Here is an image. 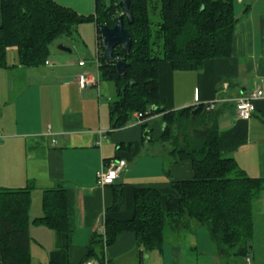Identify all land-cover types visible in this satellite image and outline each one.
Here are the masks:
<instances>
[{
    "label": "crops",
    "instance_id": "0c3cea01",
    "mask_svg": "<svg viewBox=\"0 0 264 264\" xmlns=\"http://www.w3.org/2000/svg\"><path fill=\"white\" fill-rule=\"evenodd\" d=\"M55 1L80 15L93 13V0ZM235 11L239 21L230 57L208 60L200 70L176 69L169 61L159 64L161 107L207 106L217 116L222 153L234 157L249 177L264 179V0H238ZM61 57L51 49L43 66L10 63L0 69V187L33 184L32 218L43 215L36 203L42 204L46 189L67 190L70 237L31 224L32 264H98L83 263L90 239L95 233L104 236L107 219L133 217L136 188L153 186L168 193L172 180L191 179L194 171L191 161H178L160 140L163 114L143 122L135 117L126 127L113 129L112 102L106 103L102 88L79 84L85 74L79 70L87 64L80 65L81 60L75 71H68ZM93 65L95 71L87 73L96 75L98 56ZM256 90L263 91L256 110L249 119L239 118L233 99ZM144 124L151 138H143ZM120 159L127 167L115 183L99 185L97 171ZM118 185L123 198L112 210ZM173 248L171 264H179L180 246ZM139 250L136 235L123 232L105 247L106 264H166L165 243L162 250L144 252L142 259Z\"/></svg>",
    "mask_w": 264,
    "mask_h": 264
},
{
    "label": "trees",
    "instance_id": "16d2710c",
    "mask_svg": "<svg viewBox=\"0 0 264 264\" xmlns=\"http://www.w3.org/2000/svg\"><path fill=\"white\" fill-rule=\"evenodd\" d=\"M120 1L95 0V13L85 16L55 0H1L0 69L8 66L7 51L11 47L17 48L21 66H43L57 39L73 36L82 23L94 22L100 79L112 82L117 93L109 110L112 128L126 127L136 113L142 114V121L163 114L165 128L160 140L174 146L170 153L178 161L192 163L194 177L172 180L168 193L153 186L136 188L133 217L107 219L104 236L92 235L83 263L96 260L106 264L105 247L126 231L136 235L142 259L144 252L162 250L167 231L190 232L201 225L208 229L222 264H239V259L244 260L241 264H248L253 251L254 201L264 191V179L249 177L234 157L222 153L217 116L207 106L178 111L161 107L159 83L162 61L171 62L176 69L200 70L208 60L232 55L238 0H130L134 21L128 24L125 20V26L132 37L131 51L128 54L121 46L115 48L129 63L122 77L115 62L104 60L100 35L102 25L113 27L123 14ZM202 117L209 125L205 136L194 143L186 134L181 141L175 128L182 131L192 118ZM143 127V138H151L149 126ZM33 188V184L0 187V264H32L31 224L70 237L66 188L46 189L43 215L32 218ZM122 198L123 190L118 185L112 210L118 208Z\"/></svg>",
    "mask_w": 264,
    "mask_h": 264
},
{
    "label": "rangeland",
    "instance_id": "374dc122",
    "mask_svg": "<svg viewBox=\"0 0 264 264\" xmlns=\"http://www.w3.org/2000/svg\"><path fill=\"white\" fill-rule=\"evenodd\" d=\"M94 11L95 6L93 0L92 14H94ZM92 14H86L85 16H90ZM60 45L70 48L72 53L61 52L58 49ZM51 49L62 56L61 59L63 63H68L66 65L68 71H75L74 66L78 68L79 61L83 60L87 66L84 69L81 68L79 71H81V73H87V71L94 72L95 66L93 64L98 56L95 23L85 22L80 24L77 32H75L73 36H64L57 39L51 45ZM7 61L8 64L19 63L16 47L8 49ZM100 87L102 88V92L106 95V103H111L113 100L117 99L116 89L112 82L103 81L100 83ZM204 118L205 117H202L200 120L192 118L189 123H187L188 126H186L185 129L178 131V129L175 128L174 132L178 134L181 141L185 139V135L187 134L190 141L197 143L205 136L209 129V125L204 123ZM166 147L169 152L174 148L170 143H166ZM188 162H190V160ZM170 164L171 167H173L172 163ZM187 177L189 176H184V178ZM254 202L255 221L254 234L250 245L253 250L250 254L252 259L251 264H264V191ZM36 205L40 208L42 205L41 201H38ZM40 213L41 210H39V214ZM174 246H180L179 264H222L221 259L216 255L215 244L212 242L208 229L205 226L196 225L193 231L190 232L167 231L165 240L166 264H171L175 256ZM243 261L242 259L238 260L239 264Z\"/></svg>",
    "mask_w": 264,
    "mask_h": 264
},
{
    "label": "built area",
    "instance_id": "2783aa9c",
    "mask_svg": "<svg viewBox=\"0 0 264 264\" xmlns=\"http://www.w3.org/2000/svg\"><path fill=\"white\" fill-rule=\"evenodd\" d=\"M98 59H99V49H98ZM85 62L81 61L80 65H84ZM100 75L99 71L96 75L85 73L80 75L79 84L82 88L88 86H100ZM263 96L262 90H256L251 94L238 96L234 98L236 104V110L239 118L249 119L251 118L253 112L256 110V100L260 99ZM135 117L138 121L143 122L141 120L142 114L136 113ZM127 167V161L124 159L113 160L106 165H102L101 169L97 171V181L99 185L106 186L114 184L115 181L119 178L121 173ZM251 257L247 258V263L251 264Z\"/></svg>",
    "mask_w": 264,
    "mask_h": 264
},
{
    "label": "water",
    "instance_id": "95a60500",
    "mask_svg": "<svg viewBox=\"0 0 264 264\" xmlns=\"http://www.w3.org/2000/svg\"><path fill=\"white\" fill-rule=\"evenodd\" d=\"M130 0H121L119 5L123 11V14L118 17L116 24L113 27L102 25L100 27V35L103 45V58L106 62H115L117 72L119 76H124L127 72L129 63L126 58H120L119 53L115 51L117 46H121L124 52L128 54L132 47V37L129 34L125 20L128 24H132L134 21L133 14L130 10ZM59 49L70 52L71 49L63 45L59 46ZM252 250V246H250Z\"/></svg>",
    "mask_w": 264,
    "mask_h": 264
}]
</instances>
